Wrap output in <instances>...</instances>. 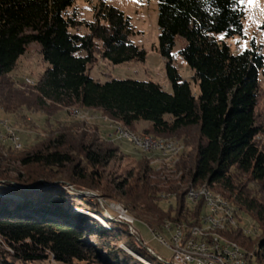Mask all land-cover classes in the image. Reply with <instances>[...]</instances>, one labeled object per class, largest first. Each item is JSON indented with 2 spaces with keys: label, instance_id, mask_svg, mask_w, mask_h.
Wrapping results in <instances>:
<instances>
[{
  "label": "trees",
  "instance_id": "1",
  "mask_svg": "<svg viewBox=\"0 0 264 264\" xmlns=\"http://www.w3.org/2000/svg\"><path fill=\"white\" fill-rule=\"evenodd\" d=\"M77 1L0 0V86L28 45L38 44L40 58L47 66L34 86L32 105L37 109L77 106L100 111L132 131L135 124L145 122L149 127L142 135L156 139L195 132L194 150L177 163L175 174L180 176L176 180L157 175L152 180L143 155L132 182L126 179L113 186L133 210L154 216L158 224L163 218L180 224L188 216L184 213L187 191L204 186L235 205L236 212L247 213L264 232V205L233 182L240 171L262 183L264 191V153L255 144L260 133L255 106L264 71V26L263 43L256 45L251 40L247 48L233 53L226 41L243 36L241 0H156L157 50L165 60L171 88L167 92L149 81L111 78L100 83L90 77L96 55L117 66L144 62L146 52L130 40L134 31L123 12L97 0L92 19L87 21L79 18ZM81 28L85 34L78 33ZM177 38L185 41L178 53L192 72L197 97L173 63ZM62 140L63 135H56L41 149L21 157V168L0 163V183L13 182L16 187L32 190L0 187V193L11 191L21 198H0V237L13 250L0 264H35L50 257L62 264H163L145 249H135L125 225L107 220L106 228L76 211L81 205L63 188L68 183L97 189L102 175L95 168L114 159L117 144L102 148L82 141L77 150L60 149ZM75 150L84 157L85 166L73 157ZM163 192L175 196V217L156 205L158 194ZM52 195L60 196V205L51 201ZM200 210L199 205L191 215L197 225ZM95 213L103 216L99 210ZM223 235L252 252L256 264H264V233L256 242L240 228ZM95 239L102 246L96 245Z\"/></svg>",
  "mask_w": 264,
  "mask_h": 264
},
{
  "label": "rangeland",
  "instance_id": "2",
  "mask_svg": "<svg viewBox=\"0 0 264 264\" xmlns=\"http://www.w3.org/2000/svg\"><path fill=\"white\" fill-rule=\"evenodd\" d=\"M103 1L130 18L134 31L130 40L146 52V59L144 62L132 61L114 66L102 60L99 55H96L95 62L89 69L90 77L100 83H104L111 78L116 80L131 79L144 82L149 81L158 84L165 91L171 92L170 84L166 77L165 60L160 56L157 50L159 31L157 28L156 0ZM97 2V0H78L75 3V8L79 18L90 21L92 19V9L97 5ZM241 5L244 10L243 36L226 41L233 53H238L247 48L251 40H253L256 45L263 43L264 0H252V2H250V0H241ZM78 33L85 34L86 31L81 28L78 30ZM184 45L185 41L182 38L176 39L173 52V63L182 79L190 83L192 93L197 97L199 90L198 86L191 80L192 72L178 53ZM46 66L47 65L43 63L40 58L39 45L31 43L28 45L25 54L18 60L12 72L2 79L0 86V163H3V165H6L8 168H21L19 163L21 157L41 149L43 145L47 144V142L52 140L56 135H63L62 141L64 145L60 149L73 148L77 150L78 145L82 141L86 144L94 142L97 146H101L102 148H110L117 144L118 153L115 155L114 159L110 160L105 167L95 168V170L98 169L99 173L102 175L101 182L97 189L79 187L68 183H66L63 188L74 196L73 200L75 203L81 205L76 211L91 217L106 228L109 224L107 220L125 225L135 249H144L138 242V236L140 234L141 239L147 243V247L170 262L171 252L154 239L153 235L149 233L148 227L160 229V227L168 224L170 226L171 235H173V233L175 234L177 229H182V233L184 231V233H186L189 229H193V227L197 225L194 224L195 220L191 215L193 216V211L197 210L199 205L201 210L198 222H200L201 218L203 220V218L207 216L214 217L212 210L203 202L201 206V201H194L189 204L185 203L184 206L186 207L184 213L188 216L182 218L184 222L182 221V223H180L181 225H173V223L170 222L171 220L167 221L169 220L167 218H163V223L158 224L154 216L142 211L133 210L126 200L121 198L117 191L113 190V186L118 183H123L126 179L128 183L132 182V178H134L137 172L138 164L144 161L142 158L143 155L147 158L146 160L152 172V180H155L157 176H166L171 180H176L177 177L180 176L179 173L177 175L175 174L177 163L188 152H193L194 150L192 136H195V132L191 131L192 134L189 132L185 134L181 133L180 135H176L175 138H160V140L172 141V143H176L178 147H180L179 155H181L177 160L175 158L173 160H165L159 155L143 153L134 146H131V144L121 142L116 136L110 138L111 133L109 131L113 133L115 127L122 126L104 116L100 111L81 109L77 106L69 108L48 106L47 108L49 109H46L47 112L37 109L32 105V99L35 93L34 86L45 71ZM255 121L260 129V133L255 138V144L259 151L264 153V71L259 77L255 106ZM147 127H149L148 123L140 122L134 125L135 131L127 128L125 129L136 135H142V131ZM184 140L190 147H186L183 144L182 141ZM73 157L81 162V166L86 165L84 157L80 155L78 151L73 153ZM89 172L90 170H87V173ZM233 182L238 189L242 188L250 197L257 200L259 204L264 205L262 183L252 180L249 174L240 171L234 175ZM4 186H7L8 189H16L15 184L0 183L1 188ZM12 186L15 187L13 188ZM69 187L74 191L70 190ZM204 188L208 192L211 191L204 186L193 189L198 191ZM189 190L186 193L185 201H189V197L187 196ZM106 193L110 196H107ZM211 193L213 194L211 195ZM164 194V192L158 194L159 200L156 205H158L162 211L166 213L169 212L168 215H170V217H175L177 214L175 196L169 193L166 194V196ZM209 194L214 199H219L228 206L223 209L224 211L228 208L231 210L229 211V219H226L223 213L218 214L220 218L216 217V220L221 221L222 224H218L216 227L211 228L207 223L206 225H204L205 223L197 225V228L202 227L203 231L208 229L204 232L210 233V244H214L215 241L229 245L232 243V245L238 248L239 246L236 243L230 241L223 235L227 230L235 228H240L242 233L249 236L254 242L261 238V234L264 232H261L257 228L247 213L241 211L236 212L235 205L213 190ZM32 195H35V193H32ZM3 197L8 199H21L13 195L11 191L10 193H0V198ZM51 201L55 205L61 204V198L58 195H52ZM169 205L172 207L170 208L171 210H169ZM97 210H99L103 216L96 214L95 212H97ZM121 214L124 215V220L126 222H122L118 217ZM209 231L214 232L211 233ZM164 235L169 237L167 233H164ZM223 239H227V242ZM95 243L96 245L102 246L99 240L95 239ZM121 247L130 255L142 261L133 251L123 245H121ZM238 249L240 251L242 250L246 255L247 264H256L252 252H247L241 247ZM12 255V248L0 237V259L4 256L9 258ZM249 257L252 258L251 261H249V259H251ZM144 263L147 264L145 261ZM35 264L62 263H57L50 257L46 261L37 262Z\"/></svg>",
  "mask_w": 264,
  "mask_h": 264
},
{
  "label": "built area",
  "instance_id": "3",
  "mask_svg": "<svg viewBox=\"0 0 264 264\" xmlns=\"http://www.w3.org/2000/svg\"><path fill=\"white\" fill-rule=\"evenodd\" d=\"M111 133V136H121V142H126L127 144H136L138 148H152L150 143L143 141L140 134L138 137H129V135H122L121 133ZM195 191L189 190V201H185L186 204L194 201L208 202V200H195ZM209 204H214V202H209ZM195 212V211H193ZM217 213H226L224 210H218ZM122 222L124 220V215L121 214L118 216ZM226 219H229V216L226 213ZM202 222H216L221 224V221L216 219H209L206 221H200L198 224L201 225ZM153 235L154 239L167 248L171 252V260L168 263H177V264H247L245 260L240 259L236 255L229 251L222 250L218 244H210V233L208 232H186V237H176V235H171L169 231L158 229L157 231L149 232ZM164 233H167L169 237L165 236ZM141 247L150 250L147 247L145 241H139ZM154 253V252H153ZM156 254V253H155ZM158 255V254H156ZM166 261V260H165Z\"/></svg>",
  "mask_w": 264,
  "mask_h": 264
},
{
  "label": "bare ground",
  "instance_id": "4",
  "mask_svg": "<svg viewBox=\"0 0 264 264\" xmlns=\"http://www.w3.org/2000/svg\"><path fill=\"white\" fill-rule=\"evenodd\" d=\"M113 133H121L122 135H129V137H138V135L126 130L125 128H122V127H115L114 128V132ZM141 138L143 139V141H147L148 143H150V146L152 148H138V146H136V144H131V146H134L135 148H137L138 150H140L141 152L143 153H149V154H155V155H159L162 157V159H168V160H173L174 158L177 160L179 158V148L178 145L176 143H172L169 142V141H165V140H160V139H156V138H153L151 136H143V135H140ZM113 136H110V138H112ZM119 140H121V136H116ZM175 161V160H174ZM13 188L15 186H12ZM70 188V187H69ZM16 189H21L23 191H32V190H28V189H24V188H20V187H16ZM70 190L74 191L73 189L70 188ZM197 193H195V200H208V202H203L207 207H209L211 210H212V213L214 215V217H211V216H207V217H204L203 220L201 218L200 221H206V220H209V219H217L216 217L220 218L218 214H222V213H217V209L218 210H223L226 208L227 205H225L223 202H221L219 199H214L211 195L213 193H211V195L209 194L210 192H208L205 188L204 189H200V190H195V189H191ZM189 197V192H188V195ZM197 202V201H196ZM209 202H214L215 203V206L214 204H209ZM228 207V206H227ZM229 208L227 210H225V212L228 214L229 216ZM226 213H223V215L226 216ZM210 215V214H209ZM220 220V219H219ZM202 223H205L204 225H207L209 224V227L213 228V227H216L218 224L216 222H202ZM227 223V222H226ZM167 224V223H166ZM171 224V223H170ZM222 224V223H221ZM181 225V224H180ZM203 225V226H204ZM226 225V224H225ZM201 227V226H200ZM220 227V226H219ZM222 227V226H221ZM180 228V227H179ZM160 229L162 230H167L170 232V226L167 224V225H164L162 227H160ZM215 229V228H214ZM213 229V230H214ZM220 229V228H218ZM223 229V228H222ZM148 230L149 232L151 231H157L158 229L154 228V227H148ZM182 230V229H181ZM180 229H177L175 231V234L173 233V235H176V237H186V233H182ZM208 229L204 230V231H207ZM193 231H197V232H202V227L201 228H197L196 227H193V229H189V231L187 232H193ZM203 231V232H204ZM211 232V231H209ZM214 232V231H213ZM211 232V233H213ZM218 235V234H217ZM216 235V236H217ZM215 236V235H214ZM213 237V236H212ZM219 237V236H218ZM223 238V237H222ZM214 239V237H213ZM217 240V239H216ZM220 240V239H219ZM224 241H226L227 239H223ZM139 241H143L140 237V234H139ZM213 241V240H212ZM227 242V241H226ZM229 242V241H228ZM214 244H218V246L222 249V250H225V251H229L231 253H233V255H236L237 257H239L240 259L242 260H245L246 261V255L243 253V251L239 250L237 248V246L235 245H229V244H223V243H220V242H217L215 241ZM146 250V249H145ZM148 254H150L152 257H154L158 262L160 263H168L167 261H165V259H163L161 256L159 255H156L155 253L153 252H150V250H146ZM247 254V253H246ZM248 255V254H247ZM251 258V257H249ZM251 259H249V261H251ZM248 262V261H247ZM168 264H177V263H168ZM249 264V263H248Z\"/></svg>",
  "mask_w": 264,
  "mask_h": 264
},
{
  "label": "water",
  "instance_id": "5",
  "mask_svg": "<svg viewBox=\"0 0 264 264\" xmlns=\"http://www.w3.org/2000/svg\"><path fill=\"white\" fill-rule=\"evenodd\" d=\"M11 184H12V185H14V183H13V182H11Z\"/></svg>",
  "mask_w": 264,
  "mask_h": 264
},
{
  "label": "snow or ice",
  "instance_id": "6",
  "mask_svg": "<svg viewBox=\"0 0 264 264\" xmlns=\"http://www.w3.org/2000/svg\"><path fill=\"white\" fill-rule=\"evenodd\" d=\"M250 2H252V0H250Z\"/></svg>",
  "mask_w": 264,
  "mask_h": 264
}]
</instances>
